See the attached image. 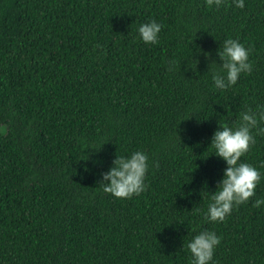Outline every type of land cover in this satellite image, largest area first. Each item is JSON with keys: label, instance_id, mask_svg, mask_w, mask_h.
I'll list each match as a JSON object with an SVG mask.
<instances>
[{"label": "trees", "instance_id": "trees-1", "mask_svg": "<svg viewBox=\"0 0 264 264\" xmlns=\"http://www.w3.org/2000/svg\"><path fill=\"white\" fill-rule=\"evenodd\" d=\"M148 19L156 44L136 33ZM229 36L253 68L221 90L206 71ZM258 103L264 0H0V264H190L201 229L221 237L217 264H264V135L240 158L262 174L255 195L203 215L226 166L211 135ZM137 149L144 191L104 192L100 173Z\"/></svg>", "mask_w": 264, "mask_h": 264}, {"label": "clouds", "instance_id": "clouds-1", "mask_svg": "<svg viewBox=\"0 0 264 264\" xmlns=\"http://www.w3.org/2000/svg\"><path fill=\"white\" fill-rule=\"evenodd\" d=\"M206 3L209 7H219L222 0H206ZM244 4L245 0H232L235 8H243ZM161 27L157 20L148 19L137 25L136 33L143 43L156 44L159 42ZM250 51L251 49L245 47L238 38L229 36L223 39L216 49L219 67H210L217 63L213 60L206 71L213 87L227 89L236 83L241 73H250L253 68L249 60ZM207 56L208 53L205 57ZM174 63L171 61L170 65ZM260 135H264V104L259 103L255 108L245 105L238 122H233L232 125L220 123L213 131L208 146H211L212 154L221 158L226 166L215 190L208 194L207 207L203 212L207 221H223L235 206L248 202L249 198L255 195L262 174L251 163L240 158L248 151L250 145L256 142V136ZM148 167L149 157L143 150L115 155L108 169L100 173L98 183L104 192L116 198H131L144 191ZM252 204L258 208L264 206V198L257 196ZM195 211L200 212V209ZM220 239L215 231L201 229L183 241L182 247L190 254V264H217L213 254Z\"/></svg>", "mask_w": 264, "mask_h": 264}]
</instances>
